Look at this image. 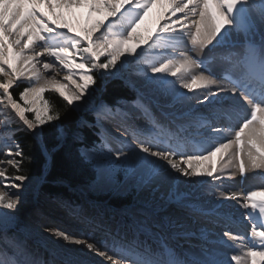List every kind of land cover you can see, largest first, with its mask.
<instances>
[{
	"label": "snow or ice",
	"instance_id": "obj_1",
	"mask_svg": "<svg viewBox=\"0 0 264 264\" xmlns=\"http://www.w3.org/2000/svg\"><path fill=\"white\" fill-rule=\"evenodd\" d=\"M158 2L166 4V13L176 19L159 25L154 36H143L138 29ZM81 7H87L89 21L94 14L104 16L103 20L85 27L82 33L61 23L65 13L72 14L73 9ZM261 28H264V0H0V77H3L0 79V135L6 137L0 143V156L9 157L0 159V165H11L16 172L20 169V161L12 157L22 159L24 153L18 143L14 147L8 144L20 130L12 128V124L22 122L26 129L34 130L60 120V113L45 98L46 92L54 91L69 106L77 101L87 104L85 94L90 95L89 86L96 83L92 70L120 71L117 61L126 52L135 59L122 61L121 67L125 63L141 65L143 83L153 92L170 86L173 101L184 105L186 110L182 113L184 122L176 130H169L154 118L149 121L151 130L147 133L134 130L139 152L130 147L127 151L117 150L116 159L121 163L116 167L134 169L142 186L175 179L169 169L184 176H207L213 181H222L223 170L232 167L241 176L249 170H260V178L264 179V32ZM257 34L259 42L255 40ZM185 35L202 56L190 54ZM238 37L243 39L240 50H236ZM130 44L134 46L126 47ZM141 44L145 47H140ZM35 46L42 51L35 52ZM16 48L20 51H15ZM108 50L106 61L100 62L101 55ZM43 55L54 58L59 69L66 71L63 80L68 84L57 80L55 75L44 77L40 73L36 65L41 61L37 57ZM43 68L51 70L53 63L44 62ZM26 73L30 83L23 87L18 101L10 90L14 84L19 87L17 82ZM194 89L202 90V94L197 91L193 96L187 95ZM146 96L141 93L131 106L143 117H150ZM192 100L202 107H192ZM6 110L14 113L15 118ZM26 113H33L34 118L29 119ZM95 114L97 124L121 116L129 122L128 128L137 118L135 112L119 107V102L115 107L101 102ZM224 131H231L234 138L223 137ZM104 147L108 148L106 143ZM108 152L112 149L108 148ZM217 154L222 162L221 175H215L216 164H210L203 171L192 167L194 161H211ZM157 161H165L168 167ZM0 177H3L4 189L19 188L15 181L27 179L24 175H9L3 167H0ZM219 199L237 201L239 208L245 210L240 216L250 226V239L230 230L223 232L228 239L239 241L243 249L232 251L230 257L224 253L222 258H217L211 248L198 260L182 257L171 244L170 233H157L153 240L142 231L147 227L143 223L123 233L108 232L103 241L87 234L76 238L63 228L55 230L54 235L70 244L84 245L89 252L105 257L111 264H264V186L229 195L221 192ZM16 204L17 199L0 190V207L13 209ZM230 207L217 204L225 215ZM15 220L7 213H0V264H88L83 249H66L44 237H40L44 243L38 247L48 245L44 250L51 259L38 256L29 247L30 235L22 233ZM231 220L237 222L235 213ZM159 223L163 228L164 222ZM172 224L169 218L167 226ZM222 244L228 249L234 247L226 242ZM71 252L79 253L81 258H69ZM92 264H103V261Z\"/></svg>",
	"mask_w": 264,
	"mask_h": 264
},
{
	"label": "bare ground",
	"instance_id": "obj_2",
	"mask_svg": "<svg viewBox=\"0 0 264 264\" xmlns=\"http://www.w3.org/2000/svg\"><path fill=\"white\" fill-rule=\"evenodd\" d=\"M166 8V4L158 2L149 10L148 19L152 23L157 22V28L161 24L168 23L169 20L176 19V17L174 16H168V14L166 13ZM43 11L47 12V8H44ZM177 15L183 16L182 13H177ZM49 19H51V17H49ZM103 19V15L94 14L92 17V21H89L87 7H81L79 9H73L72 14L65 13L63 19L61 20V23H67L70 27L73 28L74 31L82 33L85 27H90L91 24L96 20ZM53 26L55 27V25ZM177 28L179 30V25H177ZM261 31L264 32V28H261ZM152 35L154 36L155 33L152 32ZM237 39L238 46L236 50H240L243 45V39L239 37ZM259 39L260 35L257 34L255 40L257 41ZM184 41L186 42V47L191 43L188 36L186 35L184 36ZM24 42L25 41L22 40V43ZM39 43L40 42H38V44ZM129 46L134 45L130 44L126 47ZM140 47H145V45L141 44ZM14 50L20 51L19 48H16ZM34 51L41 52L42 49L39 46H35ZM109 52L110 50L102 54L100 60L107 58ZM28 54L32 55L33 53L29 52ZM134 59L135 57L128 56L125 52V54L121 57V60L117 61L116 67L120 69V73L129 72L131 74L130 79L133 85H136L138 87V96L141 93L147 94L146 99L149 101L151 116L143 117L136 109L132 108L131 102L138 97L135 94H133L127 102H119V107H121L123 110L136 113L137 118L133 122H131L132 127L128 128L129 122L125 121L121 116H116L114 118L108 119L107 121H102L98 125V128L102 131L103 139L108 144V148H111L112 151H116L117 153V150L123 148L125 151H127L129 147L139 152L137 145L133 143L138 142L133 136V131L135 130L137 132L145 133L150 131L151 123L149 121L152 118L159 121L160 124L168 127L169 130H176L178 126L184 122L182 113L186 110L185 106L182 104H177L173 101L170 86L161 88L158 92H153L143 83V75L140 72V68L142 67L141 65L125 63L123 67H121L122 61H131ZM37 60L41 62L37 63L36 67L44 77L55 75L56 79L61 81L62 83H69L63 80V76L66 74V71L59 69V65L54 62V58L43 55L37 57ZM44 62L53 63V68L51 70H45L43 68ZM148 75H151V73L149 72ZM76 79L79 83L80 81L78 77ZM21 80L22 81H18L22 82L21 84L30 82L29 75L26 73L23 77H21ZM69 86L74 87V85ZM176 87L178 88V85ZM179 91L186 93V90L184 89H180ZM197 91H200L202 94V90L194 89L193 93H187V95L193 96ZM0 93H2V89H0ZM85 99L88 101V103H90L89 95L85 94ZM119 101H124V99H119ZM76 104L80 105V107L76 108L83 107V105L79 101L74 102L73 106H75ZM117 105L118 102H116L115 105L109 106L115 107ZM191 105L195 108L202 107V105L197 104L195 100L191 101ZM6 111H9L10 116L12 118H15L14 113H11L10 110ZM26 116L31 117L32 113H26ZM16 124L20 126L19 128L26 129V126H23L22 122ZM16 124H12L11 127L15 126ZM126 128H128V131H125ZM28 131H31L34 136H36V138L39 137V133L36 131V129ZM222 136L231 139L233 137V133L231 131H224L222 133ZM4 138L6 137L0 135V143L5 140ZM12 141H8V144L9 146L14 147L15 145ZM121 141H123L124 143L121 144ZM4 150L7 151V147H5ZM141 155L145 154L141 153ZM219 155L220 154H217V156L213 157L211 161H194L192 167L203 171L210 164H216L218 171L215 173V175H219L221 173V171H219L220 164L222 163L219 160ZM8 158L9 157L7 156H0V159L6 160ZM12 158H14V156ZM149 158L156 159L153 157ZM225 159H227V157ZM157 162L164 164L165 167H168L165 161ZM5 165L6 164L0 165V167L6 168ZM181 167H185V165L181 164ZM199 167L201 169H199ZM124 170L126 174L124 175L121 183L124 189L126 187L128 188L135 186V188L138 189L137 195L140 198L145 200L146 198L148 199V196H150L156 200L153 204V208L147 207L148 210L139 209L137 207L133 209H127V211L132 214H139V212L141 213L142 211L143 215L150 219V223H147L148 226L145 225L147 227L142 229V231L146 233L147 237H152L153 240L155 239V234L157 233L150 229L154 226L157 227L155 229L158 230V233H170V242L175 250L179 252L182 257H187L188 259L198 260L203 258L204 253L208 248L212 249L217 258H222L224 253H227L230 257L232 251H235L233 248L236 249V252L243 251V249L239 246V241H232L228 239V237L223 236V232L225 230H230L233 234L239 233L241 236H248V238L250 239V226L248 225V222L246 220H243V218L240 216V213L245 210L239 208L237 201H220L219 198L221 196V192H223L224 195H229L232 192L240 193L245 190H253L261 187L263 185L262 181L256 180L255 178L250 176L251 170H249L244 177H241L239 173L238 175L235 174L234 168L229 167L228 169L223 170L224 174L228 173L224 175L225 179H223L222 181H213L207 176H184L169 169L171 176L175 177V179L157 180L152 184L145 186L141 185L139 175L135 173L134 169L126 166L124 167ZM15 175H17V173ZM229 175L232 176L231 179L227 178V176ZM106 178L107 175L104 174V172L99 173L97 177L98 182L100 183H104ZM37 179H39V177H37ZM37 179L27 177V179L24 181H15V183L20 185L19 188L8 187L4 189V180L3 177H0V190L7 191L12 196V198L17 199L16 207H14L13 209H5L3 207H0V213H7L9 216H13L16 218L14 223L19 226L21 232H26L31 237V239L28 240L29 245H33L32 242L41 241L40 237H44L49 241H54L57 245H63V247L66 249H83V252L87 254L84 259L88 261V264H92L93 261H103V264H111V262L107 261L105 257L98 256L95 252H89L84 245L78 246L70 244L64 241L62 238L56 237L54 235V231L63 228L66 232L74 233L76 238H81L85 234H87L89 236H93L98 241H103L105 239V234L108 232L123 233L130 230L133 225L141 223L135 215H128V219V216L124 215L123 212H115V209L117 208H111L112 204H110L109 199V203H105L111 209V211L102 210L101 208L97 206L95 207L93 205L90 206V203L86 200L95 199L100 195L92 193L89 190L90 188L88 185L79 186L78 188V191L80 193V204L77 200V196L75 201L78 203L71 202V205H67L62 202H55L52 200L49 201L48 198L46 199L42 196L44 195L43 193L38 191ZM243 179L244 184L242 185H247L248 188L243 189V186H240L243 190H236V187L238 185L237 183H241ZM93 185L96 192L104 190V188H101L98 185ZM142 194L143 196H140ZM64 201L69 202L66 200ZM218 203H224L231 206L227 210L228 215H225L224 211H221L217 208ZM124 206H120V208ZM170 206L178 207L179 211L177 212V210L174 208L173 210L176 211V213H164L165 211L167 212V209ZM233 213H235V218L237 221L236 223L231 220V216ZM169 218L173 220V224L171 225V227L167 226V221L169 220ZM73 220L77 223L75 224ZM159 221L164 222L163 228L161 227ZM26 222H30V224L32 225H29ZM67 223H70L72 226H74V228L72 229L71 227H69ZM222 242H226L228 245H233L234 247L232 249L225 248ZM247 242V240L244 241L245 244H247ZM29 247L32 248L31 246ZM44 247H48V245H44ZM44 247L42 248L36 246L34 252L38 256H42L45 260L51 259L49 253L44 250ZM68 257L74 259L81 258L79 253L77 252L68 253ZM88 258L91 259L89 260Z\"/></svg>",
	"mask_w": 264,
	"mask_h": 264
},
{
	"label": "rangeland",
	"instance_id": "obj_3",
	"mask_svg": "<svg viewBox=\"0 0 264 264\" xmlns=\"http://www.w3.org/2000/svg\"><path fill=\"white\" fill-rule=\"evenodd\" d=\"M157 25H158L157 22L152 23L151 21H149L148 15H147L144 22L141 24L140 28L138 29V32L143 36H147L149 34H152V32L156 34V31H158ZM155 28H156V31H155ZM259 41H260V39L257 40L256 42H259ZM186 48H187V50H189L190 54L198 56V57L202 56L201 53H199L195 49H193V46L191 45V43L188 44V46ZM106 59L107 58L102 59V60H100V62H104V61H106ZM92 74L94 75L95 80H97V78H98V79H104L106 81H109V80L110 81H113V80L118 81L122 85L127 86L133 92V94H135L137 96L139 94L138 87L136 85H133V83L130 79L131 74L129 72L120 73L119 71L117 72L116 69H109V70L93 69ZM0 79H3V77H0ZM19 81H22V80L20 79ZM21 83L22 82H17V84H19V87H17V85H15V84L13 85V88L10 90L12 92L13 96H14V93H16V92L13 93L14 89H17V90L21 89L22 90L23 87L25 85L29 84L30 82H27L24 84H21ZM50 91L51 90H49L48 92H50ZM52 92H54V91H52ZM88 93H90V95L87 93L86 94L89 95L91 104L90 103L85 104L83 101H79L83 105V107L76 108L75 106L72 105V106H70V108L72 110H74L76 112V114L79 116L80 121L78 123V130H80L81 128L86 127V126L87 127L92 126L96 130L95 132L97 133V137L100 139V141L98 140L97 142H94V147H92V148H87V147H79L78 149L72 148V150L70 152V155H69L70 159L75 160V164H73L75 166V169L80 170V171H82L81 169L86 170L85 172H80V173H82V175H83L82 179L85 182H83L81 184H75V186H71V184L69 182H66L64 179H60V180H58L57 183L65 185L69 189V192L72 194V196H74L75 200H76V196H77V200H78L79 204H80V201H79L80 200V193L78 191V188H79V186L88 185L90 188L89 190L92 193H95L96 195H100V196H97V198H95V199L86 200L87 202L90 203L89 204L90 206L93 205L95 207L97 206V207L101 208L102 210H110L111 211V209L106 205L107 202L109 203V201H108V199H109L112 202H114V205H111V208H113V207L117 208V209H115L116 210L115 212L121 211L124 213V215H127V216L128 215H135L140 220L141 223L145 222L144 225L148 226L147 223H150V219L148 217H145L143 215L142 211H141V213L139 212V214H132V213L128 212L127 209H133V208L137 207L139 209H147L148 210L147 207L153 208V204L155 203L156 200L150 196H148V199L146 198L145 200L140 198L137 195L138 189L135 188V186L128 187V188L126 187L125 189L122 187L121 183H122L123 177L126 174V172L124 170V167L123 168L116 167V165H119L121 163L120 160L116 159V156L118 153L116 151H112L111 153H109L108 148L104 147V144L106 143V141L103 139L102 131L98 128L99 124H97V122H96L97 118H96V114H95V109L103 101H101L99 99L98 91L95 88V84H91L89 86ZM17 100L19 101V98ZM125 101L127 102L126 99L124 101L118 100L116 102H125ZM116 102L114 103V105L116 104ZM20 103H23V102H20ZM106 104L110 105L109 103H106ZM111 105H113V104H111ZM84 114H89V116L93 118V121L87 122L85 117H84ZM28 118L33 119L34 114L32 113V116L28 117ZM45 126H49L50 128L54 127V129L56 131V135H57V140L60 142H64V140L67 136L66 133L64 132L63 128L60 125L53 123V122L46 123V124L36 128V131L39 133L38 138H36V136H34V134L31 131H28V130L23 129V128H19L20 126L18 124H16L15 126H12V127L18 128L20 130L15 132V135L13 137V141L12 140L11 141L14 143V145L16 143H18L20 145V141H19L20 133L29 134L30 137H32L35 140V142L39 145V148L43 153L44 169L42 170V173L39 176H35V175H31V174H27L24 176L35 178V179H37V177H39V179H37L38 180V182H37L38 191L44 194V195H42L44 198H46V199L48 198L49 201L52 200L55 202H62V203H65L67 205H71L70 201L69 202L64 201L66 198H62V197H53L52 198V197H50L51 195L48 194V192L46 191V188H45L46 183H47L46 178H47V174H48L47 173L48 172L47 166L49 164L48 158L50 155L49 151L44 149V144L42 141L43 140L42 129ZM40 137H41V141H40ZM77 137L75 136L72 139L74 141H79L81 139V137L78 135H77ZM232 138H234V136ZM4 139H6V138H4ZM13 159L20 161L21 158L14 156ZM77 163H79V164H77ZM81 165H82V168H78V167H81ZM5 167L9 171L8 174L14 176L13 173H15L16 171L13 169V167L11 165H8V164H6ZM199 169H201V168L199 167ZM234 170H235V174L238 175L239 172L235 168H234ZM20 171L21 170L19 169V172ZM102 172H104V174L107 175V178L104 181V183L98 182V179H97L98 174L102 173ZM221 174L222 173H220L219 175H221ZM226 174H228V173H226ZM226 174L223 173V175H226ZM250 176H252L256 180L262 181V183H263L262 186H264V179L260 178V170H257V171L251 170ZM241 177H244V176H241ZM93 184L98 185L101 188H104V190H100V191L96 192L95 188L93 187L94 186ZM237 184L238 185L236 187V190H243L244 188L245 189L248 188L247 185H244V186L242 185V184H244V179H243V181H241V183L239 182ZM240 186L241 187L243 186L242 187L243 189H241ZM107 187H109V188H107ZM253 190H255V189H253ZM140 196H143V194ZM103 199H104V201H103ZM123 199L130 200L131 203L129 202L130 204H128V203L123 204L125 206L121 207V208L116 207L115 205L118 202H121ZM143 201H145V202H143ZM78 202H76V203H78ZM174 208L177 210V212L179 211L178 207L170 206L167 209V212L165 211L164 213H171V212L176 213V211L173 210ZM139 217H141V218H139ZM127 218L129 219V216ZM26 223L29 225H32V224H30V222H26ZM67 225H69V227H71L72 229L74 228V226H72L70 223H67ZM155 228H157V227L154 226L153 228H150V229H152L154 232L158 233V230H156ZM52 231H54V230H52ZM43 243L44 242H41V241L32 242L33 245L30 244L29 246H31L32 248H30V249H32V251H34V249H36V246L43 244Z\"/></svg>",
	"mask_w": 264,
	"mask_h": 264
},
{
	"label": "trees",
	"instance_id": "obj_4",
	"mask_svg": "<svg viewBox=\"0 0 264 264\" xmlns=\"http://www.w3.org/2000/svg\"><path fill=\"white\" fill-rule=\"evenodd\" d=\"M95 88L98 91L99 99L105 103H109L110 105H114V103L119 99H129L133 95V92L127 86L114 80L106 81L104 79L97 78ZM22 90H13V93L16 92L14 93V97L16 99L19 98V93ZM45 98L51 102L54 110L60 113V120L54 121L53 123L60 125L67 135L64 142H60L57 140L54 127L50 128L49 126H45L42 129L44 149L48 150L50 154L48 158V174L45 188L51 197H62L72 202L75 199L69 192V189L65 185L58 184L57 182L60 179H64L66 182H69L71 186L85 182L82 179L83 175L80 172H85L86 170H76L73 165L75 164V160L70 159L69 155L72 148L78 149L79 147H94V142L98 141V137L93 127L86 126L78 130V123L80 121L79 116L57 93L52 91L46 92ZM84 117L87 121L92 122V117H90L89 114H84ZM74 135L76 137L77 135L80 136L81 139L79 141H74L72 139L75 137ZM19 141L24 155L23 158L20 159L21 171L15 172L13 175L16 173H19V175H41L42 170L44 169V157L39 145L32 137H30L29 134L26 133H20ZM78 168H82V165ZM129 201L130 200L123 199L121 202L116 204L117 206H115H124L123 204L129 203ZM110 204L114 205V202L110 200Z\"/></svg>",
	"mask_w": 264,
	"mask_h": 264
}]
</instances>
